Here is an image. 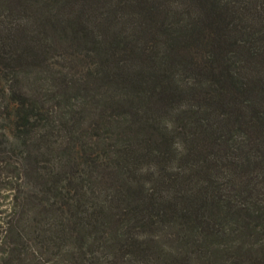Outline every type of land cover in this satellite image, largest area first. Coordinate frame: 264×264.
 Returning <instances> with one entry per match:
<instances>
[{
    "label": "trees",
    "instance_id": "obj_1",
    "mask_svg": "<svg viewBox=\"0 0 264 264\" xmlns=\"http://www.w3.org/2000/svg\"><path fill=\"white\" fill-rule=\"evenodd\" d=\"M0 264H264V0H0Z\"/></svg>",
    "mask_w": 264,
    "mask_h": 264
}]
</instances>
